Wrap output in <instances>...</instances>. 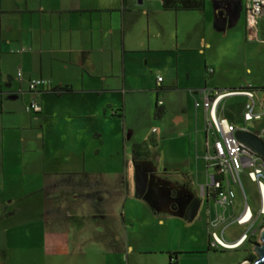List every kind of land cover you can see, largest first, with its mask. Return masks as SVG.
Masks as SVG:
<instances>
[{
	"label": "crops",
	"instance_id": "0c3cea01",
	"mask_svg": "<svg viewBox=\"0 0 264 264\" xmlns=\"http://www.w3.org/2000/svg\"><path fill=\"white\" fill-rule=\"evenodd\" d=\"M206 1L201 9L174 10L165 9L163 0H143L142 8L138 7L135 0H126V3L124 0H0V83L6 86V89H3L1 85L0 89L1 159L5 161L7 157V141L16 138L17 141L24 142L25 136H20L19 133L27 130L29 126L34 127L37 121H41L37 116L42 115L45 119L53 121L54 126L61 131L66 130L69 134L64 136L66 142H72L73 146L83 150L82 154L72 153L68 156L69 161L75 157L77 164L74 165L75 170L71 169L72 171L65 173V180L71 176H79L80 181L86 183L102 182V190H91L94 193L87 195L85 190L82 191L81 196L90 197L81 205L82 209L91 207L99 210L97 214H103L100 212L104 208L102 202L107 197L113 201L123 198L125 185L127 194L137 198L134 150L132 159L128 160L125 166L112 168L110 165L107 168L105 159L98 156L101 154L100 149L93 150L95 158H91V161H88L85 149L86 143L90 141L105 145L106 137L99 122L106 118L107 106H113L107 101L108 95L117 90V85L109 79L115 76L116 70H121L122 65L126 73L128 60L134 62L133 60L137 59L133 57L134 54L147 55L151 52L174 56L173 60L168 58L163 65H158L161 67L158 77H163L161 91L177 90L184 93L190 103L192 97L195 102L203 100V89L264 88V17L259 21V40L250 41L247 39L244 9L248 0H241L242 6L235 11H230L228 6L216 8L215 3L211 2L209 5ZM161 16L168 30L161 45H154L151 27L156 17ZM144 20L148 26L146 39ZM230 40L236 41L235 48L226 45ZM156 58L152 60V56H146L144 65L151 74ZM138 60L143 61L142 58L135 61ZM210 67L215 69L213 73L208 72ZM15 69L23 72L20 79L12 74ZM38 78L47 80L48 86L33 91L30 89V81ZM66 85L71 86L74 92L58 97L49 95L56 99L49 106L42 96V110L35 113L36 117L27 116L23 109H17L18 106L7 102L8 99L18 98L11 97L18 93H28L30 100L37 102L38 95L46 94L48 92L45 91L54 87ZM157 88L158 83L156 91ZM161 91H157V98ZM255 93L260 102L258 109L262 110L264 90L256 89ZM232 97H241L245 110L249 98L243 94L228 97L222 103ZM236 101L240 103V100ZM162 109L164 112L163 106ZM186 111L187 107L184 113L176 115L178 122H185ZM203 112L205 118L202 125L198 123L197 132L205 133L208 151V112L205 109ZM81 119H85V124L78 122ZM263 119L264 115L259 121ZM228 121L231 122L229 119ZM231 123L235 125L233 121ZM41 127L44 129L45 126ZM37 136L47 140L45 133L38 132ZM130 137L131 134L126 135L127 139ZM1 171L0 181L5 182L7 175ZM117 182H122V187L113 195L103 190L107 185L115 186ZM192 189L194 193H198ZM55 192L53 191L54 194ZM78 197L76 189L73 188V203L61 199V208L79 211ZM203 211H198L194 220L199 218ZM72 215V212L67 213L69 218ZM0 218H4L3 212L0 213ZM96 218L100 219L98 215ZM102 218L107 219L105 216ZM113 224L120 234L104 239H85L69 227L59 232L60 227L56 226L55 236L48 239L51 245L50 253L85 255L83 250L86 244L101 245L103 248H98L94 254L114 257L101 261L100 264H123L124 255L128 264H136V257L146 249H143L135 238L125 235L127 232L124 234L125 223L123 227L116 222Z\"/></svg>",
	"mask_w": 264,
	"mask_h": 264
},
{
	"label": "rangeland",
	"instance_id": "374dc122",
	"mask_svg": "<svg viewBox=\"0 0 264 264\" xmlns=\"http://www.w3.org/2000/svg\"><path fill=\"white\" fill-rule=\"evenodd\" d=\"M135 1L138 7L144 6L140 5L138 0ZM214 1L216 0H207L206 4L210 5ZM143 27L146 39L148 37L146 20ZM167 30L163 17H156L151 27L154 45L156 43L161 45ZM226 45L235 48L237 43L230 40ZM146 56H152V60L157 57L156 64H152L153 74L150 70L147 71L144 65ZM133 57L142 58L143 61L134 59L132 62L129 59L127 72L125 73L122 65L121 70H116L115 76L109 79L117 85L115 86L117 90L108 95L107 101L113 106H107V116L99 122L103 127L106 143L105 145L98 141L86 143L88 161L95 158L93 150L100 149L101 154L98 156L105 159L107 168L110 165L112 168H122L132 159L134 145L140 141L143 145L141 150L146 152L148 159L154 161L158 172L165 175L168 184L191 186L201 196L202 186L209 184L208 174L213 173V169L208 168L206 160L208 151L205 133L197 132L198 123L202 125L205 118L204 109L203 107L197 109L193 97L190 103L184 93L177 90H163L157 98L156 85L161 68L158 65H163L168 58L173 60L174 56L150 52L147 55L134 54ZM20 72L23 74L21 70H12L17 79L21 78ZM1 85L6 89L4 83H0V89ZM49 95L59 96L48 92L38 95L40 99L37 98V102L40 104V100L44 98L47 106L52 105L56 99ZM17 96L18 98L8 99L7 102L18 106L17 109H23L27 116L36 117L35 113L26 110V106L35 101L30 100V94L18 93ZM236 100H240V103ZM241 100V97L225 100L219 108V116L228 117L239 128L261 131L264 119L245 122ZM158 101L162 102L165 110L160 116L156 114ZM186 107L185 122H178L176 115L184 113ZM37 117L41 121L19 133L20 136H25V141L11 138L6 144L8 153L5 161L0 157L1 173L7 175L5 182L0 181V213L3 212L4 216L0 218V264H100L101 261L114 257L94 254L98 248L99 250L103 248L101 245L86 244L83 250L85 255H56L50 253L51 245L48 239L55 236L56 226L60 227L57 229L59 232L69 227L73 232H79L85 239L113 238L120 234L114 229V222L122 227L125 223L124 234L127 232L125 235L135 238L139 245L146 249L136 257V264H244L247 259L251 262L258 259L255 247L262 243L261 232L264 227L257 230V235L249 244L239 249H208L209 211L213 216L216 210L213 201L208 203V208L203 211L201 219L189 221L181 208L170 204L158 206L147 196L132 197L127 194L125 185L123 198L113 201L107 197L102 202L104 208L100 212L103 214H97L99 210L91 207L82 209L81 205L90 199L89 196H81L82 191L85 190L87 195L94 193L91 190H102V182L86 183L80 181L79 176H71L73 180H69L70 178L65 180V173L72 171L71 169L75 170L74 165L77 164L75 157L69 161L68 156L72 153L82 154L83 150L64 140V136L69 135L66 130L61 131L54 126L53 121L45 119L42 115ZM78 122L85 124V119ZM41 125L45 126L44 129ZM38 132L45 133L47 140L38 137ZM129 134L131 137L127 139L126 135ZM241 180L251 209L258 216L257 225L260 226L264 222V215H259L262 206L259 186L249 177L248 171H242ZM72 186L79 195L78 200L80 199L77 212L60 206L61 199L73 203ZM106 187L103 190L113 195L122 187V182ZM38 189L41 191H37ZM234 190L238 213L244 204V195L238 186H234ZM53 191H56L55 194ZM70 211L73 213L71 218L67 216ZM97 215L101 220L96 218ZM102 216L107 219L103 220ZM244 231L242 226L234 223L226 232V240L233 242ZM251 253L255 255L254 259L250 258ZM123 259L125 261L122 263L128 264L125 255Z\"/></svg>",
	"mask_w": 264,
	"mask_h": 264
},
{
	"label": "built area",
	"instance_id": "2783aa9c",
	"mask_svg": "<svg viewBox=\"0 0 264 264\" xmlns=\"http://www.w3.org/2000/svg\"><path fill=\"white\" fill-rule=\"evenodd\" d=\"M246 30L247 39L259 40V21L264 17V0H248L246 5ZM213 67L208 68L213 73ZM22 77V73H19ZM163 77H158V87H161ZM48 86V81L43 78L32 79L30 89L37 91ZM247 87L237 90H208L203 89V100H196L197 108L203 107L208 113L207 130L209 133L208 154L206 156L209 168L213 173L209 174V184L202 187L208 189L215 196L216 210L209 221V243L214 249H239L247 244L257 230L264 227V222L258 226V216L254 214L245 195L241 180L242 171L247 172L249 177L258 184L262 206L259 215H264V160L261 155L240 141L236 137L239 127L229 122L225 117H220L218 109L222 101L235 95H246L249 98L245 106L243 118L246 122L260 120L264 115V108L258 109L260 103L256 93ZM162 105V102H160ZM29 113H39L41 105L32 101L26 106ZM264 138V128L260 131ZM234 186H238L244 195V204L240 212H236ZM242 226L245 231L233 242L226 240V232L234 224Z\"/></svg>",
	"mask_w": 264,
	"mask_h": 264
},
{
	"label": "flooded vegetation",
	"instance_id": "af4514ba",
	"mask_svg": "<svg viewBox=\"0 0 264 264\" xmlns=\"http://www.w3.org/2000/svg\"><path fill=\"white\" fill-rule=\"evenodd\" d=\"M244 9L246 13V7H244ZM141 153L142 156H136L134 161L135 165H137V167L135 166L136 180L137 178L140 180L143 170H146L149 173L147 189L143 196L151 198V200H153L156 205L162 206L165 204H170L171 206L178 209L181 208L182 213L186 217L189 212L197 214L198 211L207 209L209 202H215V196L211 195L208 189L204 191L202 189L200 196L198 193L196 194L193 192L194 190L191 186L185 184L184 186L179 184H168L166 182L167 179L165 178V175L161 172H158L157 166H155L153 163L154 161H152V159H148L146 152L142 151ZM210 214L211 212L209 211V221L212 218V214ZM200 217L201 216H199V219Z\"/></svg>",
	"mask_w": 264,
	"mask_h": 264
},
{
	"label": "water",
	"instance_id": "95a60500",
	"mask_svg": "<svg viewBox=\"0 0 264 264\" xmlns=\"http://www.w3.org/2000/svg\"><path fill=\"white\" fill-rule=\"evenodd\" d=\"M138 3L140 5L143 4V0H138ZM214 3L216 8H221L225 6L227 8L228 6L230 8V11H235L237 8H240L243 4L241 0H216ZM226 8L225 10H227ZM11 97H17V95H13ZM236 137L240 141L244 142L246 145L257 151L264 160V138L260 135V131H254L248 128H238V130L236 131ZM135 166L137 167V165ZM148 179L149 173L146 170H143L141 173L140 180L138 178L136 180V193L138 197H142L144 192L146 191ZM195 217L196 213L189 212L186 216V219L193 221ZM261 241L262 243L258 244L255 247L258 259L254 262H251L247 259L244 264H264V229L261 232Z\"/></svg>",
	"mask_w": 264,
	"mask_h": 264
},
{
	"label": "trees",
	"instance_id": "16d2710c",
	"mask_svg": "<svg viewBox=\"0 0 264 264\" xmlns=\"http://www.w3.org/2000/svg\"><path fill=\"white\" fill-rule=\"evenodd\" d=\"M124 3H126V0H124ZM205 4V0H163V7L165 9H174V10H182V9H201L203 8ZM162 87H158L157 88V91H161ZM243 89V88H241ZM252 90H264V88H251ZM216 90H222V89H216ZM230 90H237V89H230ZM45 92H52V93H55L56 95H62V94H67V93H72L74 92L73 88L69 85H66V86H58V87H54L53 89L51 90H47ZM156 114L157 115H162L163 114V109H162V105H160V102L158 101L156 103ZM143 145L142 144H136L134 146V157H138V156H142V150H141V147ZM256 235H253L252 238L250 239V241L253 240V238L255 237ZM249 241V242H250ZM249 242L247 244H249ZM209 250L211 249H214L211 247L210 243H209V246H208ZM250 258H255V255L253 253L250 254Z\"/></svg>",
	"mask_w": 264,
	"mask_h": 264
}]
</instances>
